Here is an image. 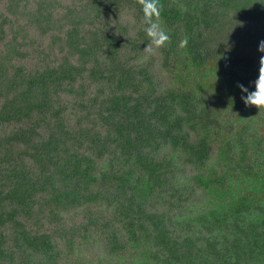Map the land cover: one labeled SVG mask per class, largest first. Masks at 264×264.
Wrapping results in <instances>:
<instances>
[{
    "label": "trees",
    "instance_id": "trees-1",
    "mask_svg": "<svg viewBox=\"0 0 264 264\" xmlns=\"http://www.w3.org/2000/svg\"><path fill=\"white\" fill-rule=\"evenodd\" d=\"M160 2L0 0V264H264V0Z\"/></svg>",
    "mask_w": 264,
    "mask_h": 264
},
{
    "label": "clouds",
    "instance_id": "clouds-1",
    "mask_svg": "<svg viewBox=\"0 0 264 264\" xmlns=\"http://www.w3.org/2000/svg\"><path fill=\"white\" fill-rule=\"evenodd\" d=\"M137 3L142 6L143 20L147 25L145 31L150 38V43L144 51L153 54L157 49L163 48L171 42V37L162 27L161 13L163 6L160 0H137ZM187 45L188 37L185 36L181 39L179 47L183 49ZM257 50L264 53V40L259 42ZM237 87L240 88L242 93H246L241 97L245 106H255L259 110L264 108V55H261L259 59V75L255 81V91H249L242 84H238Z\"/></svg>",
    "mask_w": 264,
    "mask_h": 264
}]
</instances>
